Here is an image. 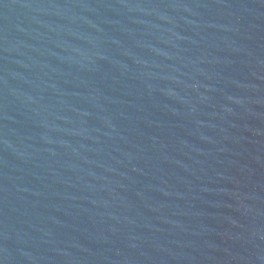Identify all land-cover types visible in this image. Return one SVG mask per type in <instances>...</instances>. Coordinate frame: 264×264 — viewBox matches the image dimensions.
Segmentation results:
<instances>
[{"label":"water","instance_id":"water-1","mask_svg":"<svg viewBox=\"0 0 264 264\" xmlns=\"http://www.w3.org/2000/svg\"><path fill=\"white\" fill-rule=\"evenodd\" d=\"M0 264H264V0H0Z\"/></svg>","mask_w":264,"mask_h":264}]
</instances>
